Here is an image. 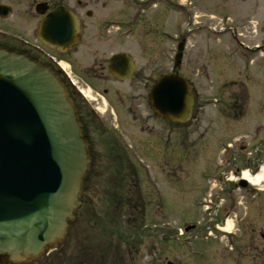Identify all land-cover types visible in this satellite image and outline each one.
Here are the masks:
<instances>
[{"label": "flooded vegetation", "instance_id": "af4514ba", "mask_svg": "<svg viewBox=\"0 0 264 264\" xmlns=\"http://www.w3.org/2000/svg\"><path fill=\"white\" fill-rule=\"evenodd\" d=\"M28 1L25 16L29 17L35 40L31 42L8 36L0 29V45L50 67L64 80L78 110L84 136L89 142L94 168L98 170L96 177H102L105 173L106 176H127L125 172L129 171L130 166L136 177L144 175L145 172L139 175L136 165H132L133 162H137L140 156L146 160H159L164 156L161 140H164L166 121L153 113L150 94L154 84L166 75V40L173 41L174 44L185 41L186 44L187 40L181 38L179 33L182 16H187L192 25L195 23L200 26L201 23L194 21V18L198 12L203 13L198 9L203 8L204 2L208 0H190L191 3L189 0ZM230 1L245 5L253 0H222L224 17L227 19V14L231 11L229 6L234 4ZM0 7H6L7 12L12 15L10 4L0 2ZM187 8L189 15L186 13ZM262 9L259 4L257 11L263 12ZM58 16L65 20L55 21ZM261 17L264 19V16ZM8 19L0 16V22ZM68 19L73 22L72 31L75 36L73 41L65 45V41H61L62 36L57 34L67 33ZM45 22L46 32L51 34V41H55L57 45L54 50L41 42V29ZM194 27L192 32L207 28L208 25L198 27L200 29ZM257 36L261 39L259 43H240L242 58L249 64L244 67L241 78L245 76L248 80L262 82L261 85L264 86V25L250 34L247 29L240 34L245 40ZM258 61L260 62L257 64ZM244 88V85L239 86L237 95L232 96V100L227 104L229 116L233 119L234 113L242 112L241 119L256 123L257 113L264 114V101H252L249 95H245ZM194 99L193 117L189 125H195L197 128V122L200 121L197 119L198 113L202 109L197 91L194 92ZM237 99L240 105L237 107L238 111H234V100ZM249 109L250 118L245 120ZM176 127L179 128L180 125L176 124ZM250 131V135L241 136L238 141L240 145L235 150V139H228L229 142L222 139L219 146L222 147V164L226 167L219 175L203 174L207 181L209 176L216 179L219 177L225 196L224 210L215 216L214 222L210 223L206 230L208 233L231 216H240V234H229V238L232 241L236 239L238 244V248H233L232 253L252 258L253 264H261V256H264V222L260 218L248 216L259 213L261 215L264 205L261 206L262 203L257 201L263 190L252 187L241 173L244 169H250L254 174L264 165V125L257 124ZM145 134L147 138L143 136ZM111 161L119 162L117 169L113 170V173L112 170L104 173L105 162ZM126 167L128 169L125 171ZM203 191L202 189L201 193ZM245 209L248 211L245 212ZM76 222L75 220L72 223L66 236L70 246L78 242L81 235ZM197 226H193L192 232L201 242L204 240L201 236L203 231L202 227L198 229ZM111 237L115 242L122 239L127 242L125 235L116 233L111 234ZM96 248L94 251L81 250L82 258L79 257L78 262L103 264V245H100V250ZM132 248L133 245L129 244L123 248L120 244L111 243V264L119 263L121 257L124 258L123 253L127 256L133 253ZM51 253L33 264H54L61 256L48 257ZM0 264L11 263L6 256H2Z\"/></svg>", "mask_w": 264, "mask_h": 264}, {"label": "rangeland", "instance_id": "374dc122", "mask_svg": "<svg viewBox=\"0 0 264 264\" xmlns=\"http://www.w3.org/2000/svg\"><path fill=\"white\" fill-rule=\"evenodd\" d=\"M0 2L10 4L13 9L9 19L0 22V29L8 36H20L31 42L35 40L29 17L25 16L29 1L0 0ZM230 3L234 4L229 6L231 11L227 14L228 19L224 17L222 0H208L204 2L203 8L198 9L203 13L198 12L194 21L200 22V26L195 23L192 25L187 16L184 14L182 16L179 33L188 43L183 64L177 71L188 79L194 91L199 93L202 109L198 113L197 119L200 121L197 122V128L191 124L181 125L179 128L166 124L164 140H161L164 156L159 160L150 159L151 161L140 156L137 162L132 163L133 167L136 165L139 170V175L143 172L145 174L139 178L137 176L141 194L136 192L121 194L122 198L118 202L130 200L128 206L126 203L115 201L117 195L112 193V184L108 182L105 173L119 165V162H105L104 179L94 178L92 184L88 183V189L84 194L88 204L80 210L82 217H86L85 212L90 216L96 211L99 218L93 214V222L90 224L79 221L78 227L81 229L79 245L75 247L66 245L60 249L62 257L59 264H82L78 262V257L82 258L80 251H94L96 247L100 250L101 244L103 264H111L113 260L109 252L111 243L120 244L123 248L128 244L133 245V253L128 256L123 253L124 258L121 257L117 264H253L252 258L232 253V249L238 248V244L233 242V247L229 236H222L224 233L221 231L225 230L213 232L211 242L208 243L192 240L189 246L193 250H200V254L204 253V256L200 257L187 246L185 236L178 238L179 231L183 233L185 228L197 225L198 229L202 227L201 235L205 234L206 228L214 222L215 216L225 208V196L220 184L207 181L203 177L204 173L222 174L226 167L221 160L222 147L220 148L219 143L222 139L226 142L228 139H235L233 142L235 150L240 145L238 141L241 136L250 135L251 128L257 124L264 125V114L257 113L256 123L254 121L251 123L241 119L242 112L234 113L231 119L227 108V104L232 100V96L237 95L241 85L245 86V95H249L252 101L254 99L264 101L262 82L248 80L245 76L241 78L244 67L249 64L242 58L240 49L242 41L261 42L260 36L245 40L240 34L245 29L250 34L264 25L261 17L264 16V0H253L245 5L241 2ZM259 4L263 12L257 11ZM189 12L188 9L186 13L189 15ZM208 24L212 29L213 27L216 29L213 31L209 28L201 29L199 31H204L201 34L191 32L194 26L200 29L198 27ZM172 42L167 39L165 45L166 74L173 72L174 59L178 51V43ZM234 101L236 106L234 111H238L240 102L238 99ZM250 114L249 109L245 120L250 118ZM143 136L147 138L146 134ZM130 171L132 173H128ZM128 172H125L127 176L122 177V182L130 186L136 180V175L131 166ZM202 189L211 192L214 196L212 199L217 198L219 203V208L215 207L208 219L198 199L203 196ZM261 194L260 199L258 197L256 201H260L263 206L264 193ZM247 211L245 209V212ZM248 217L260 218L264 222V208L261 215L252 214ZM94 218L98 221L95 222ZM229 220L231 225L226 223V227L229 228L227 232L233 235L240 234L238 230L240 216H231L227 219ZM116 233L125 235L127 242L124 239L115 242L111 234ZM190 235L191 233L186 236ZM261 264H264V256H261Z\"/></svg>", "mask_w": 264, "mask_h": 264}, {"label": "water", "instance_id": "95a60500", "mask_svg": "<svg viewBox=\"0 0 264 264\" xmlns=\"http://www.w3.org/2000/svg\"><path fill=\"white\" fill-rule=\"evenodd\" d=\"M0 9V16H9L7 8ZM46 28L47 22L41 41L56 48ZM183 49H178L177 67ZM192 91L184 78L166 75L151 92L152 108L169 122L185 124L192 116ZM81 133L76 109L57 76L0 47V257L11 264L39 259L46 247L64 240L74 222L90 169Z\"/></svg>", "mask_w": 264, "mask_h": 264}, {"label": "clouds", "instance_id": "9594fccd", "mask_svg": "<svg viewBox=\"0 0 264 264\" xmlns=\"http://www.w3.org/2000/svg\"><path fill=\"white\" fill-rule=\"evenodd\" d=\"M241 175L250 184L256 186L260 190H264V165H261L259 170L254 174L250 169H244ZM228 223L231 225V220H229Z\"/></svg>", "mask_w": 264, "mask_h": 264}, {"label": "bare ground", "instance_id": "6f19581e", "mask_svg": "<svg viewBox=\"0 0 264 264\" xmlns=\"http://www.w3.org/2000/svg\"><path fill=\"white\" fill-rule=\"evenodd\" d=\"M61 21V20H65V18H63L62 16H58V18H56L55 19V21ZM65 23V22H64ZM63 24V23H62ZM67 24H68V26H69V29L68 30H66L67 31V33H66V35L65 36H63V38L66 40V38H67V42H70V41H73L74 40V36H75V33H74V31H72V27H73V22H72V20L71 19H68V21H67ZM67 24H66V26H67ZM58 36V35H57ZM62 37H61V41H65L64 39H63ZM45 85H46V83L45 82H43ZM43 111H47V109H43ZM82 134V133H81ZM224 230H226V231H228L229 230V228H224Z\"/></svg>", "mask_w": 264, "mask_h": 264}]
</instances>
